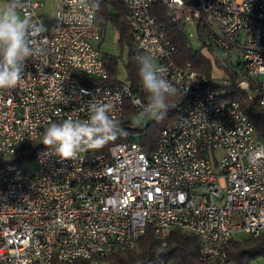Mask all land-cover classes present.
Listing matches in <instances>:
<instances>
[{"label": "built area", "instance_id": "built-area-1", "mask_svg": "<svg viewBox=\"0 0 264 264\" xmlns=\"http://www.w3.org/2000/svg\"><path fill=\"white\" fill-rule=\"evenodd\" d=\"M122 1L135 57L151 54L176 88V117L149 154L132 141L109 146L106 155L86 149L60 162L46 148L27 166L0 164V264H107L117 251L136 250L147 232L164 242L172 231L195 238L201 262L224 264L237 235L264 236V144L228 97L235 85L264 109V0ZM63 3L55 4L51 30L37 37H47L43 54L26 63L15 88L0 89V163L54 120L87 119L93 103H112L117 121L127 102L137 117L146 103L140 85L95 84L108 79L97 13L88 25L64 7L68 19L61 20ZM22 4L21 16L40 24L43 4ZM154 5L192 27L202 54L210 55L209 46L228 59L235 80L180 63L149 13Z\"/></svg>", "mask_w": 264, "mask_h": 264}, {"label": "trees", "instance_id": "trees-1", "mask_svg": "<svg viewBox=\"0 0 264 264\" xmlns=\"http://www.w3.org/2000/svg\"><path fill=\"white\" fill-rule=\"evenodd\" d=\"M99 3L100 10L97 12L96 23L102 35V42L108 26H111L117 33L119 45L121 47L126 46L129 51V61L125 66V82L140 85L135 61V45L126 21V7L122 0H99ZM149 13L151 17L155 18L157 23L164 27L166 37L178 49V60L180 63H190L194 70L207 76L211 75L212 70L216 68L232 81L235 80L236 75L228 66V59H219L209 46L207 48L212 56V61L201 54L199 50L193 49L184 34V27L179 23L171 22L162 6H152L149 9ZM199 41L201 43L204 42L201 38H199ZM204 45L206 44L204 43ZM103 61L108 73V79L105 82H96L95 84L103 87H114L123 83L117 79V57L105 54L103 55ZM228 97L238 102L240 109L251 122L254 130L259 136L264 138V109L259 106L257 100L248 98L235 85L228 89ZM175 117L176 114L169 110L163 116V119L157 120L153 118V120L148 121L144 125L140 116H135L131 105L127 102L124 113L118 120L123 131L117 132L116 139L109 141L103 147L87 149V152L88 154L106 155L109 146L113 144L136 141L142 150L149 154L155 148L159 133L170 125ZM62 121L54 120L51 123H61ZM47 127L48 125L43 129V133ZM43 133L38 140L19 148L12 157L0 164L18 167L29 165L41 151L46 149L41 143ZM163 243L165 244L163 245ZM108 259L109 264H157L160 259L170 260L173 264H212L201 262L197 257L195 238L179 231H172L164 242L156 239L153 233L147 232L141 237L137 252L117 251ZM260 260L264 261V236L233 241L224 264H253ZM53 264L60 263L54 262ZM66 264L90 263L84 260H76Z\"/></svg>", "mask_w": 264, "mask_h": 264}, {"label": "clouds", "instance_id": "clouds-1", "mask_svg": "<svg viewBox=\"0 0 264 264\" xmlns=\"http://www.w3.org/2000/svg\"><path fill=\"white\" fill-rule=\"evenodd\" d=\"M67 7L75 13L71 19L86 20L92 25L95 14L100 10L99 0H64L57 18L68 19L63 14ZM22 0H7L0 6V89L15 88L22 79L26 63L43 54L42 45L47 37H41L47 28L44 24L34 23L29 17H22ZM137 76L140 86L146 94V103L139 113L145 117L163 119L173 107L170 97L176 88L166 78L163 68L158 67L151 54H138L135 57ZM112 103H93L87 119L68 116L61 123H51L44 130L41 143L51 149L60 162L72 160L86 149H98L116 139L117 132H122L120 123L114 116Z\"/></svg>", "mask_w": 264, "mask_h": 264}, {"label": "rangeland", "instance_id": "rangeland-1", "mask_svg": "<svg viewBox=\"0 0 264 264\" xmlns=\"http://www.w3.org/2000/svg\"><path fill=\"white\" fill-rule=\"evenodd\" d=\"M43 2V8L38 11L39 16V23H42L46 26L47 31H50L52 28V24L55 17V0H41ZM184 34L190 44V46L195 49L199 50V44L197 39H195L193 36H189L190 34H193L192 27L187 25L184 29ZM118 36L117 33L114 31V29L111 26H108L106 32L104 41L100 44V52L102 55H111L114 57H117L118 63H117V79L120 82L126 81V73H125V66L128 64L129 61V51L126 46L121 47L117 40ZM202 54V53H201ZM203 55L207 57L210 61H212V56H210L207 52L203 51ZM233 62H235V58L232 59ZM217 72H214L216 71ZM218 69L214 68L211 72V76L213 78H220L222 76V73H219ZM261 80H264V76L260 77ZM153 120L151 117H145L144 120L141 119V122L145 125L148 121ZM254 137L256 140L260 141L262 144H264V138L259 136V134L255 131ZM238 240H244L249 238L248 235L245 234H239L236 236ZM138 247L136 250H132V252H137ZM109 264V259L108 263Z\"/></svg>", "mask_w": 264, "mask_h": 264}, {"label": "crops", "instance_id": "crops-1", "mask_svg": "<svg viewBox=\"0 0 264 264\" xmlns=\"http://www.w3.org/2000/svg\"><path fill=\"white\" fill-rule=\"evenodd\" d=\"M35 1H37V2H41L42 4H43V2L41 1V0H35ZM56 2H57V0H55ZM7 2V0H0V6H3L5 3ZM56 2H55V4H56ZM43 8V7H42ZM39 10H41V8L39 9ZM38 10V11H39ZM38 13V12H37ZM40 16V14H38V17ZM218 71H220V70H218ZM214 72H217V70L216 71H214ZM219 73H222V71H220ZM222 76H223V74H222ZM222 76H220V77H222Z\"/></svg>", "mask_w": 264, "mask_h": 264}]
</instances>
